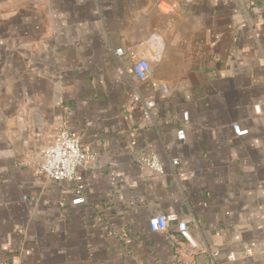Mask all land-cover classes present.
<instances>
[{
    "label": "crops",
    "instance_id": "crops-1",
    "mask_svg": "<svg viewBox=\"0 0 264 264\" xmlns=\"http://www.w3.org/2000/svg\"><path fill=\"white\" fill-rule=\"evenodd\" d=\"M119 48L149 62L147 81ZM63 129L95 155L78 206L73 184L38 172ZM160 214L185 222L196 254L171 248L175 223L150 232ZM214 251L264 264V0H0V264H209Z\"/></svg>",
    "mask_w": 264,
    "mask_h": 264
},
{
    "label": "built area",
    "instance_id": "built-area-1",
    "mask_svg": "<svg viewBox=\"0 0 264 264\" xmlns=\"http://www.w3.org/2000/svg\"><path fill=\"white\" fill-rule=\"evenodd\" d=\"M115 55L122 57L127 56L131 60V73L139 82L147 81L151 76V68L149 62L143 58H139L133 49L124 51L122 48L115 50ZM163 93H166L165 87H160ZM135 102H141L143 105V118L146 122L153 121V112L155 110V102L153 100H144L135 94L133 97ZM183 120L188 121V115L183 114ZM231 130L236 137H243L248 134L247 129H242L238 124H232ZM176 138L179 142L185 140V132L180 128L176 132ZM95 157L94 153L84 151L81 148L80 138L77 134L63 129L59 131L52 141L41 151V160L38 166V172L44 178L55 182H68L73 184L76 198L71 201L73 206L84 203L82 196L83 184L78 177L77 170L87 161ZM139 161L142 168L149 174L161 175L164 172L162 163L156 154H143ZM172 166L179 164L178 159H171ZM148 227L150 232H166L170 224H176V231L179 237L184 241V245H180L177 240L171 238L170 246L178 254L182 256L186 253L193 256L198 251L196 243L189 234V230L184 221L180 220L175 214H160L148 219ZM250 250L243 252L242 256H250ZM220 254L216 251L210 253L209 264H215ZM225 259L229 263L236 261L237 256L233 252L225 254ZM182 264V263H181Z\"/></svg>",
    "mask_w": 264,
    "mask_h": 264
}]
</instances>
